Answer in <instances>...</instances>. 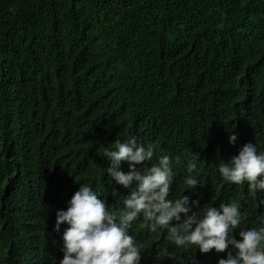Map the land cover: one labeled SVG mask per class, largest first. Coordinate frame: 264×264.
<instances>
[{
    "label": "trees",
    "instance_id": "obj_1",
    "mask_svg": "<svg viewBox=\"0 0 264 264\" xmlns=\"http://www.w3.org/2000/svg\"><path fill=\"white\" fill-rule=\"evenodd\" d=\"M128 134L179 161L169 199L187 195L192 211L236 202L241 228L264 222V191L218 171L246 143L264 151V0H0V264H59L56 212L80 184L119 214L112 189H129L108 183L103 154ZM193 157L200 184L188 189ZM130 234L140 264L220 258L142 218Z\"/></svg>",
    "mask_w": 264,
    "mask_h": 264
},
{
    "label": "clouds",
    "instance_id": "obj_2",
    "mask_svg": "<svg viewBox=\"0 0 264 264\" xmlns=\"http://www.w3.org/2000/svg\"><path fill=\"white\" fill-rule=\"evenodd\" d=\"M237 140L235 133L229 135L230 144ZM103 155L110 160L105 169L108 183L114 181L129 189L127 195L112 189L114 197L122 198L123 209L119 214L109 211L100 191L91 183L80 184L66 210L56 212L54 231L59 233L61 225H67L61 234L63 258L59 264H140L145 249L130 234L133 222L139 218L152 233L165 230L166 239L178 248L194 247L195 252L198 249L201 253L215 250L220 256L217 264H264V222L241 228L246 213L238 203H221L218 207L207 203L192 211L187 195L169 199L174 182L173 164L179 161L174 162L162 152L158 142L145 145L137 136L128 134L126 140H116L114 148L105 149ZM154 156L156 163L144 168L145 162L152 161ZM122 162L128 164L127 171L122 169ZM197 171L196 158L188 159V189L200 184ZM218 171L228 183L247 182L254 193L264 191V151H258L251 142L220 163ZM191 203L196 205L198 201ZM174 220L179 223L173 225ZM179 264L185 262L180 260Z\"/></svg>",
    "mask_w": 264,
    "mask_h": 264
}]
</instances>
